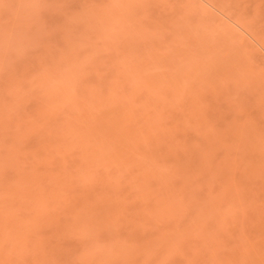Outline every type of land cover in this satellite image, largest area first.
Here are the masks:
<instances>
[{"label": "rangeland", "instance_id": "obj_1", "mask_svg": "<svg viewBox=\"0 0 264 264\" xmlns=\"http://www.w3.org/2000/svg\"><path fill=\"white\" fill-rule=\"evenodd\" d=\"M0 264H264V0H0Z\"/></svg>", "mask_w": 264, "mask_h": 264}]
</instances>
